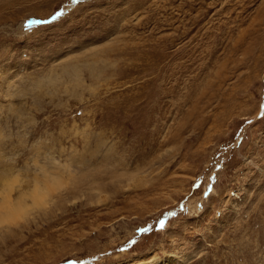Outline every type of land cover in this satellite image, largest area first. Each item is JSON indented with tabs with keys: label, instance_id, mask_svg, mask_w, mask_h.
Wrapping results in <instances>:
<instances>
[{
	"label": "rangeland",
	"instance_id": "obj_1",
	"mask_svg": "<svg viewBox=\"0 0 264 264\" xmlns=\"http://www.w3.org/2000/svg\"><path fill=\"white\" fill-rule=\"evenodd\" d=\"M0 178V264H264V0H0Z\"/></svg>",
	"mask_w": 264,
	"mask_h": 264
},
{
	"label": "bare ground",
	"instance_id": "obj_2",
	"mask_svg": "<svg viewBox=\"0 0 264 264\" xmlns=\"http://www.w3.org/2000/svg\"><path fill=\"white\" fill-rule=\"evenodd\" d=\"M10 174V173H9ZM0 181H3L2 178H0ZM37 185H35L34 189L30 192V191H21V194H28V195H31L34 197V192L37 191ZM24 190V189H23ZM5 191H2L1 192V195H0V208H6V209H9L10 211H16L17 210V207L18 206H15L13 205L10 201L7 200V197L2 195V193H4ZM12 216L10 215H7L6 216V219H10ZM140 263V262H139ZM139 263H136V264H139ZM135 264V263H133Z\"/></svg>",
	"mask_w": 264,
	"mask_h": 264
}]
</instances>
